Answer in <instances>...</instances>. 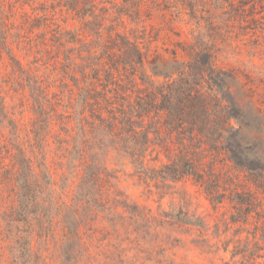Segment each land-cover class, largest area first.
<instances>
[{"label": "trees", "instance_id": "1", "mask_svg": "<svg viewBox=\"0 0 264 264\" xmlns=\"http://www.w3.org/2000/svg\"><path fill=\"white\" fill-rule=\"evenodd\" d=\"M141 5L192 27L172 73L146 67ZM263 19L264 0H0V178L13 192L0 215V260L46 264L32 241L52 237L58 218L59 258L76 264L82 229L110 210L113 153L144 184L189 181L219 212L218 230L231 231L223 252L235 264H264V148L252 138L264 124L249 119L217 65L234 40L263 38ZM21 93L33 116L25 138L6 106ZM42 148L63 161L58 189ZM156 148L168 152L159 168L149 165Z\"/></svg>", "mask_w": 264, "mask_h": 264}, {"label": "rangeland", "instance_id": "2", "mask_svg": "<svg viewBox=\"0 0 264 264\" xmlns=\"http://www.w3.org/2000/svg\"><path fill=\"white\" fill-rule=\"evenodd\" d=\"M118 2L121 0H114V3ZM26 9L30 11V7L26 6ZM140 19L149 48L146 67L157 65L158 72L172 73L175 63L186 61L180 46L191 41L192 27L187 24V17L177 19L141 5ZM262 22L264 28V19ZM76 24L68 20L64 25L74 29ZM134 27L127 26L128 29ZM240 39L242 41L234 40L232 47L218 56L217 65L232 75V93L249 119L264 124V37L256 41L248 40V36ZM17 55L24 64L31 60L23 53ZM152 59L154 63H151ZM10 95L6 96V106L19 121L21 136L25 138L33 121L28 97L25 93ZM252 138L260 141L264 148V129L259 134L252 133ZM42 150L45 165L58 189L65 173L63 161L55 156L53 148ZM156 150L160 151L158 160L149 161V165L159 168L167 162L168 152L164 148ZM7 162L6 159L5 164ZM105 162L108 171L110 168L116 170L113 173L116 179L109 182L111 194L106 199L110 210L99 214L94 222L82 229V251L76 264H235L230 252H223L231 231L225 234L222 226L218 230L219 212L212 210L203 194L189 181L168 186L161 182L144 184L131 175L132 168L115 154H109ZM71 181L74 180L68 178L64 184L62 199L66 202H70L72 196L74 183ZM114 198L120 202V207L112 203ZM12 199L11 183L0 178V215L3 208L11 206ZM125 204L136 209H128ZM54 222L52 237L45 242L38 237L32 241V247L42 252L46 264H62L58 253L61 226L58 218ZM2 228L0 223V230ZM3 259L0 264H8Z\"/></svg>", "mask_w": 264, "mask_h": 264}]
</instances>
